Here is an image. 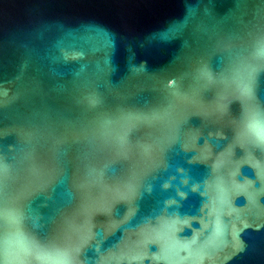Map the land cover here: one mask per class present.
I'll return each instance as SVG.
<instances>
[{
  "label": "water",
  "instance_id": "obj_1",
  "mask_svg": "<svg viewBox=\"0 0 264 264\" xmlns=\"http://www.w3.org/2000/svg\"><path fill=\"white\" fill-rule=\"evenodd\" d=\"M0 264H264V0H0Z\"/></svg>",
  "mask_w": 264,
  "mask_h": 264
}]
</instances>
